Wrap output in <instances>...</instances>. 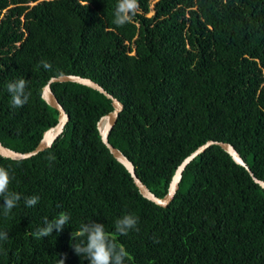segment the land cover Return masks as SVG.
I'll list each match as a JSON object with an SVG mask.
<instances>
[{"label":"trees","instance_id":"16d2710c","mask_svg":"<svg viewBox=\"0 0 264 264\" xmlns=\"http://www.w3.org/2000/svg\"><path fill=\"white\" fill-rule=\"evenodd\" d=\"M152 1L138 0L132 22L118 27V0H0V140L34 149L58 120L43 86L78 74L124 104L109 140L156 195L209 139L231 143L264 180V0ZM21 78L29 101L13 108L7 84ZM51 86L70 115L62 133L31 157L0 154L9 191L21 194L7 217L0 206V264H89L73 247L89 222L124 248L123 264H264V189L225 149L212 144L194 157L159 205L101 138L111 99L78 82ZM33 195L38 204L26 207ZM61 212L68 225L34 237ZM126 214L138 230L121 235L115 222Z\"/></svg>","mask_w":264,"mask_h":264},{"label":"clouds","instance_id":"9594fccd","mask_svg":"<svg viewBox=\"0 0 264 264\" xmlns=\"http://www.w3.org/2000/svg\"><path fill=\"white\" fill-rule=\"evenodd\" d=\"M139 11L138 0H118L114 13L113 23L116 26H123L126 23L132 22L133 18ZM45 70H51L52 65L42 60L39 62ZM27 81L23 78L7 84V91L11 96V106L13 108H21L29 101L30 93L26 90ZM43 99V96H41ZM49 160H54V157H49ZM12 177L6 168L0 167V198L3 199V215L7 217L12 209L18 206L21 200V194L9 191V184ZM39 196H31L24 198L26 207H34L39 202ZM70 216L67 213L61 212L53 220H45L44 226L38 228L33 233L36 238H45L53 234L59 233L65 225H68ZM138 218L131 214H126L115 222L116 232L121 235H127L129 230H138L136 228ZM79 235L85 237L80 244H74V251L77 255L87 259L89 264H123L128 253L122 246L111 238L110 234L104 229V225L100 223L83 224L79 230ZM73 237V236H72ZM8 233L0 232V241H6ZM74 239V237H73ZM58 264H64V260L60 259Z\"/></svg>","mask_w":264,"mask_h":264},{"label":"water","instance_id":"95a60500","mask_svg":"<svg viewBox=\"0 0 264 264\" xmlns=\"http://www.w3.org/2000/svg\"><path fill=\"white\" fill-rule=\"evenodd\" d=\"M58 81H61V82L73 81V82H78L84 85H88L104 93L108 98L111 99L112 105H113L112 110L102 115L97 122V126L100 131L101 138L103 142L106 144V146L109 148L110 152L120 162H122L126 166L131 176L133 177V180L136 186L138 187L140 193L146 198L154 201L155 203L162 205V206H167L170 203V201L174 198L179 188V182L181 180L183 170L186 168L187 164L190 161H192L194 157H196L198 154L203 152L207 147H209L212 144H219L223 149H225L237 163L243 165L249 171L253 179L256 182H258L261 185V187L264 189V180L254 175L251 167L248 165V163L244 160V158L240 155V153L231 143L226 142V141H221V140L209 139L203 144L199 145L194 151H192L189 155H187L181 161V163L176 168L169 182L167 192L163 196L156 195L137 175L134 163L128 158V156L120 148L113 145L109 140V134L112 128L114 127L117 121V118L124 107V104L117 97H115L113 94L108 92L97 81L93 80L90 77H85V76L78 75V74H61L59 76H52L47 81V83L43 86L42 96L50 106L57 109L58 120L56 124L50 126L43 132V136L41 140L39 141V143L36 145V147L29 151H19V150H15L5 145L0 140V154L1 155L10 157L13 159H23V158L31 157L39 153L40 151L45 150L46 148L50 147L52 143L55 141V139L62 133L66 123L70 119V115L68 114V112L66 111L62 103L59 101L58 97L56 96V94L54 93L52 89L51 84L53 82H58Z\"/></svg>","mask_w":264,"mask_h":264},{"label":"rangeland","instance_id":"374dc122","mask_svg":"<svg viewBox=\"0 0 264 264\" xmlns=\"http://www.w3.org/2000/svg\"><path fill=\"white\" fill-rule=\"evenodd\" d=\"M155 1H156V0H153V1H152L151 6H153V3H154ZM152 13H153V10H150L148 14L151 15Z\"/></svg>","mask_w":264,"mask_h":264}]
</instances>
